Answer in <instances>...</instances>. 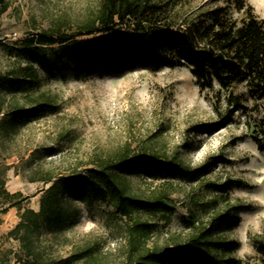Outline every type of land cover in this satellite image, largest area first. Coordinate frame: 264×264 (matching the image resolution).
I'll return each instance as SVG.
<instances>
[{
  "label": "trees",
  "instance_id": "obj_1",
  "mask_svg": "<svg viewBox=\"0 0 264 264\" xmlns=\"http://www.w3.org/2000/svg\"><path fill=\"white\" fill-rule=\"evenodd\" d=\"M9 6V0H0V20ZM138 67L189 68L201 92L213 95L219 127L243 114L264 153V19L247 0H212L197 7L190 0H92L78 16L55 18L48 27H35L15 41L3 36L0 24V212L18 210L19 222L8 233L19 242L18 263L242 264L233 255L239 243L225 233L251 206L228 198L208 219L199 213L202 205L217 209L219 196L229 197L230 189L246 186L244 180L212 182L210 189L219 196L189 206L181 218L188 231L160 244L152 237L161 221H173V192L168 186L136 192L131 177L143 175L173 187L177 179L206 177V163L192 167L176 154L126 146L92 158L84 168L54 172L24 143L23 129L62 110L61 95L43 89L42 73L67 81L100 73L123 75ZM11 159L16 162L8 163ZM11 170L29 182L49 184L40 192L39 210L25 206L30 196L8 190ZM67 196L88 206H108L124 222L123 258L111 259L97 241L73 245L67 256L54 254L44 234L58 236L79 218V209ZM252 244L264 264V234L253 237Z\"/></svg>",
  "mask_w": 264,
  "mask_h": 264
},
{
  "label": "rangeland",
  "instance_id": "obj_2",
  "mask_svg": "<svg viewBox=\"0 0 264 264\" xmlns=\"http://www.w3.org/2000/svg\"><path fill=\"white\" fill-rule=\"evenodd\" d=\"M88 1L92 0H9V9L0 20L3 36L19 40L35 27H48L50 20L74 18ZM190 1L191 7H197L212 0ZM247 2L264 19V0ZM42 79L43 89L61 95L62 110L23 129L22 139L38 151L37 158L45 169L66 172L84 168L92 158L126 146L135 151L150 148L160 154H176L192 167L206 163V177L194 182L177 179L172 182L173 187L143 175L131 177L136 192L165 186L173 192V221L167 225L161 221L152 239L161 244L172 234L187 232L181 221L188 214L187 208L199 207L196 202L204 204L219 196L210 189L212 182L220 183L229 177L242 179L246 186L230 189L229 197L219 196L217 209L202 205L199 216L208 219L226 206L228 198L250 205L249 210L241 213L240 223L228 230L225 237L239 243L233 255L242 264H262L252 238L264 234V153L253 141L243 114H236L227 126L219 127L213 95L201 92L189 68L138 67L123 75L100 73L67 81L42 73ZM14 162L16 159L8 160ZM48 185L29 182L16 176L14 170L9 172L8 190L31 197L25 206L35 208L41 190ZM67 197L79 209V218L73 228L58 236L44 234L43 240L52 244L54 254L67 256L73 245L97 241L111 259L123 258L124 222L111 215L108 206H88ZM18 219L17 208L0 212V260L7 259L6 264H20L15 258V253L20 252L19 242L8 237Z\"/></svg>",
  "mask_w": 264,
  "mask_h": 264
},
{
  "label": "crops",
  "instance_id": "obj_3",
  "mask_svg": "<svg viewBox=\"0 0 264 264\" xmlns=\"http://www.w3.org/2000/svg\"><path fill=\"white\" fill-rule=\"evenodd\" d=\"M16 192V191H15ZM39 205H40V197H39V199L36 201V207L35 208H33V207H31V206H28V207H31V208H33V209H35V210H39ZM14 208H11V210H13ZM18 211V210H17ZM19 220V219H18ZM18 223V221H16V223H15V225Z\"/></svg>",
  "mask_w": 264,
  "mask_h": 264
}]
</instances>
